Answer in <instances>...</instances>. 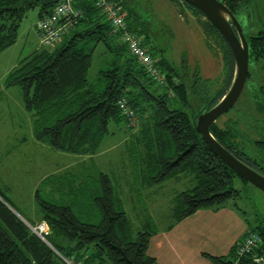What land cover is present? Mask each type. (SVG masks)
Segmentation results:
<instances>
[{
	"label": "trees",
	"instance_id": "trees-1",
	"mask_svg": "<svg viewBox=\"0 0 264 264\" xmlns=\"http://www.w3.org/2000/svg\"><path fill=\"white\" fill-rule=\"evenodd\" d=\"M59 1L0 0V54L17 42L29 11H37L35 30L36 23L49 17ZM111 1L124 17L127 30L140 39L155 62L162 82L137 63L120 31L113 32L94 0H71L80 14L76 23L53 47L44 48L39 43L38 49L8 72L5 86L21 88L24 106L33 116L34 137L53 150L93 154L112 133L111 126L116 130L137 127L128 136L127 154L132 175L141 188L160 187L171 178L181 180L183 174L190 176L187 187L173 198L171 225L197 209L230 205L245 218L243 237L255 232L261 241L251 252L238 255L237 243L242 237L229 255L208 257L213 264H256L255 258H264V222L253 224L245 216L236 202L239 190L233 185L234 177L239 176L211 151L195 128L197 116L224 95L232 74L223 38L205 19L201 22L208 37L219 40L223 52L220 83L216 88L208 87L200 81L198 71L189 74L184 65L178 68L163 57L135 4ZM170 1H180L184 8L204 18L183 0ZM93 66L96 70L90 75ZM121 97L136 112L135 127L118 107ZM232 127V122H225L223 127L214 122L210 132L248 164L251 156ZM77 181L78 176L71 173L44 178L33 195L36 219L18 211L0 187V264H157L147 254L156 227L144 217L141 229L134 230L109 174L100 171L86 181ZM40 221L48 226V232L42 233L47 242L31 229Z\"/></svg>",
	"mask_w": 264,
	"mask_h": 264
},
{
	"label": "rangeland",
	"instance_id": "rangeland-1",
	"mask_svg": "<svg viewBox=\"0 0 264 264\" xmlns=\"http://www.w3.org/2000/svg\"><path fill=\"white\" fill-rule=\"evenodd\" d=\"M261 1L258 0L259 5L264 4V0ZM127 2L135 4L137 11L148 22L149 36L162 49L165 59L178 68L184 65L189 74L198 71L200 81L207 86H218L223 74L222 46L218 39L209 38L204 31L201 25L204 18L184 8L180 1ZM36 20L37 11H29L20 25L17 42L0 54V187L6 191L18 211L36 219L33 195L44 178L51 174L71 173L78 176L79 182L104 171L109 174L123 201L135 231L141 229L144 217L152 220L153 227H164L171 221V198L187 187L190 176L183 174L181 180L171 178L160 187L141 188L140 182L132 175L127 154L128 136L137 127L130 130L121 126L116 130L111 126L112 133L103 138L99 149L93 154L53 150L34 137L33 116L24 106L22 90L18 86L6 87L5 78L19 60L36 49L37 38L33 32ZM94 66L90 75L96 70ZM261 117L254 103L241 98L217 118L216 123L223 127L225 122H232V128L237 131L245 152L258 160L263 156L254 149L252 142L257 126L261 125ZM259 173L264 175L262 171ZM233 185L239 190L236 202L245 211V216L253 224L264 222V193L250 183H243L239 177H234ZM144 206L147 208L145 211Z\"/></svg>",
	"mask_w": 264,
	"mask_h": 264
},
{
	"label": "crops",
	"instance_id": "crops-1",
	"mask_svg": "<svg viewBox=\"0 0 264 264\" xmlns=\"http://www.w3.org/2000/svg\"><path fill=\"white\" fill-rule=\"evenodd\" d=\"M33 32L38 49L39 37L34 29ZM169 217L171 221L162 228H156L149 238L147 254L157 264H213L208 256L229 255L247 231L245 218L230 205L197 209L172 225L171 213Z\"/></svg>",
	"mask_w": 264,
	"mask_h": 264
},
{
	"label": "water",
	"instance_id": "water-1",
	"mask_svg": "<svg viewBox=\"0 0 264 264\" xmlns=\"http://www.w3.org/2000/svg\"><path fill=\"white\" fill-rule=\"evenodd\" d=\"M188 5L192 6L204 16V19L213 26L227 42L234 54L235 72L231 85L227 92L208 110L200 113L195 122V128L201 135L202 139L235 174L246 180L251 185L264 193V175L253 169L232 153H230L223 145H221L211 134L210 126L223 113L227 112L239 97L243 85L245 83L248 71V55L246 45L241 35L239 25L225 8V6L218 0H183ZM227 18L236 26L241 43L234 35ZM16 216H18L26 224L27 221L9 204L5 203ZM29 225V224H28ZM41 238L47 242L43 236Z\"/></svg>",
	"mask_w": 264,
	"mask_h": 264
},
{
	"label": "built area",
	"instance_id": "built-area-1",
	"mask_svg": "<svg viewBox=\"0 0 264 264\" xmlns=\"http://www.w3.org/2000/svg\"><path fill=\"white\" fill-rule=\"evenodd\" d=\"M94 5L103 14L113 32L120 31L122 40L126 44L129 53L136 59L144 71L154 80L162 82L163 76L161 72L147 50L142 47L140 39L127 30L124 17L121 15L119 8L111 0H94ZM79 17L80 14L73 8L71 0H60L53 8L51 15L39 20L35 25L40 46L44 48L53 47L68 32L70 27L76 23ZM117 104L121 113L127 118L128 123L135 127L137 123L136 112L129 105L128 100L121 97ZM31 229L40 237L43 236L42 233L48 232V226L44 221L39 222L36 226L31 227ZM260 241L261 238L257 233L249 232L237 243L238 255L251 252L259 245ZM263 262V257L255 258L256 264H263ZM66 264L72 263L66 261Z\"/></svg>",
	"mask_w": 264,
	"mask_h": 264
},
{
	"label": "flooded vegetation",
	"instance_id": "flooded-vegetation-1",
	"mask_svg": "<svg viewBox=\"0 0 264 264\" xmlns=\"http://www.w3.org/2000/svg\"><path fill=\"white\" fill-rule=\"evenodd\" d=\"M218 1L225 6L239 25L242 38L246 45L248 55V71L241 93L233 106L236 105L238 100L243 98L254 103V106H256L258 111L261 113V125H259V127L257 126L255 131L256 137L254 138L252 144L254 145V149L261 152L263 158L257 160L251 156V160L247 162V165L258 172H264V4L259 5L258 0ZM262 2L263 0L260 3ZM227 20L234 35L239 40L241 45H243L236 26L229 18H227ZM225 44L228 48V60L233 65L232 74L225 91L226 93L234 77L235 62L234 54L230 45L227 42H225Z\"/></svg>",
	"mask_w": 264,
	"mask_h": 264
}]
</instances>
